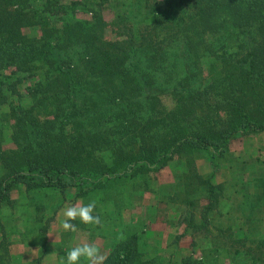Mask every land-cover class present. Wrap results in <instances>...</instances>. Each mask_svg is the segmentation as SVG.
Returning a JSON list of instances; mask_svg holds the SVG:
<instances>
[{"label":"trees","instance_id":"1","mask_svg":"<svg viewBox=\"0 0 264 264\" xmlns=\"http://www.w3.org/2000/svg\"><path fill=\"white\" fill-rule=\"evenodd\" d=\"M53 4L0 0V213L6 206L12 212L0 218V246L33 230L44 239L52 218L29 210H55L69 188L109 194L130 178L148 189L153 174L175 161L182 174L157 192L168 201L160 203L184 204L185 232L175 242L188 233L192 250L179 259H143L136 224L104 264H256L264 255V233L253 238L256 213L264 214V168L256 177L216 182L215 172L199 174L195 163L209 156L220 168L237 135L264 131V0L66 4L89 12L87 20L50 18ZM107 8L115 10L110 22ZM34 26L38 34L23 32ZM21 85L32 101L22 102ZM164 94L174 100L171 109ZM6 139L13 148L3 147ZM249 185L254 194L244 192ZM51 194L57 205L43 203ZM20 199L19 218L13 209ZM224 199L231 200L223 212ZM232 245L234 254L243 251L236 258Z\"/></svg>","mask_w":264,"mask_h":264},{"label":"crops","instance_id":"2","mask_svg":"<svg viewBox=\"0 0 264 264\" xmlns=\"http://www.w3.org/2000/svg\"><path fill=\"white\" fill-rule=\"evenodd\" d=\"M195 166L197 172L202 175L215 172L214 180L216 182H228L231 179V168L227 162L223 163L220 168L214 169L210 157L204 156L196 160ZM182 172L183 168L177 162L171 161L155 172L153 186L148 189L138 186L139 179L135 185L128 178L117 180L114 183V188L109 190V194L107 191L102 193L93 190L85 196L76 194L77 190L74 187L69 188L64 201L59 206L56 204L57 199L54 200L52 194L49 197L50 202L45 201L48 197H44L43 203L57 205V208L54 210L50 207L49 210L36 212L34 207H31L29 211L44 215L45 219L52 218L48 223L45 238L43 239L41 233L36 230L26 234V238L18 235H13L12 238L6 236L9 244L6 247L0 246V264H36L37 261L39 264H64L66 253L72 247L83 243L97 244L100 253L106 256L111 246L125 238L130 231L137 227L136 224L142 225L139 238L140 251L143 253L141 258L146 256L145 251L147 252V250L165 253L168 249H172L177 252L176 255L188 254L192 250L190 245L192 238L188 233L183 234L175 242V237L185 232L184 224L179 222L184 204L177 201L160 203L168 201L157 192L158 187L175 182ZM244 189L245 193H255L254 185H249ZM237 196L239 197V194ZM101 197H105V199L102 200ZM230 200L224 199L219 209H222L223 212L229 209ZM91 201L96 202L93 214L100 216L101 224L92 226L75 221L73 223L77 225V231H64L61 227L64 219L63 209L77 202L88 204ZM0 217L4 219L3 216ZM236 226L239 228L237 230L239 233L245 231L243 221L238 220ZM2 238L3 235L0 233V241ZM153 255L149 254L148 258ZM81 264H87V262L82 258Z\"/></svg>","mask_w":264,"mask_h":264},{"label":"rangeland","instance_id":"3","mask_svg":"<svg viewBox=\"0 0 264 264\" xmlns=\"http://www.w3.org/2000/svg\"><path fill=\"white\" fill-rule=\"evenodd\" d=\"M69 1L71 0H59L58 5L56 6L55 4V0H53L54 4L52 5V7H55L52 11L47 12V15L50 16V18L54 17L57 18L55 16H58V14H61V16L65 19L67 18H75V19H81V20H87L90 19L91 15L89 12H82V11H75V9H72L71 7H66V4L69 3ZM58 10V11H56ZM76 10H78V8H76ZM73 11H75L73 13ZM114 12L115 10L113 8H107L106 10H104L102 12L104 18L106 21L110 22L113 17H114ZM23 32L28 34V35H34V34H38V28L36 26L34 27H25L23 28ZM107 37H112V34L110 32V29L107 30ZM9 70H3L1 71V73H8ZM25 86L26 85H21V93L22 95V102L24 103H28L30 101H32V98L29 96H26V91H25ZM12 98V97H11ZM161 99L164 103V105L166 106L167 109H171L174 106V100L171 97V95L169 94H164L161 96ZM16 100H18V97H16ZM3 109H5V106L3 105ZM1 111V110H0ZM10 127H8L6 125L5 127V132L6 134H9L10 132ZM3 147L4 148H13L14 145L13 143L6 139L3 142ZM230 154L229 157L227 159V163L230 165L231 168V178L233 180H236L237 178H240V176H244V177H248L252 178L253 176H258L260 171L262 170L263 166H264V131L258 133V134H248V135H237L235 139H233L230 143ZM153 173V172H151ZM154 176L155 173L153 174ZM230 181H232L230 179ZM153 186V183L150 185V188ZM255 192H256V187H255ZM39 195L40 194H35L32 195V198H35V201L40 200L39 199ZM11 196L13 198H17L18 197V192L17 190L13 189L11 191ZM51 196V195H50ZM49 196V197H50ZM49 197L47 199H45V201L50 202ZM18 209L15 208L13 209V212L16 214H18L17 217L20 218V215L23 211V202L20 199L18 202ZM168 211L165 210V214ZM171 211V210H170ZM21 212V213H20ZM31 212V211H29ZM12 213L11 209L8 208L7 206L2 208L0 216L5 217L6 215ZM30 214H34V213H30ZM257 214V218L260 219V227L257 226V229H255V232L253 233V238H255V236H259V230L260 232L264 233V214L262 211H259V213ZM1 218V217H0ZM1 221H4V219L1 218ZM174 222V220H173ZM17 224L18 226L21 225V219L17 220ZM234 246H231V250L228 252L230 256H234V258H236L237 256L241 255V253L243 251H240L238 255L234 254ZM237 247V246H235ZM177 252L174 253V250L172 249H168L167 251H165V253H160L157 251H153V250H147V252L145 251V255L143 256L144 258H147L149 256V254H154V255H158V257L161 258V260L163 261L164 259L166 260L168 258V256H173L174 259H179V257L181 255H183V253L176 255ZM198 254V253H197ZM258 257V256H257ZM231 258V257H230ZM234 258H232L234 260ZM239 259L241 260V256L239 257ZM228 261H231L230 259H228ZM227 260H225L224 262L227 264L228 262ZM264 255H261L260 259L258 262H256V264H264Z\"/></svg>","mask_w":264,"mask_h":264},{"label":"clouds","instance_id":"4","mask_svg":"<svg viewBox=\"0 0 264 264\" xmlns=\"http://www.w3.org/2000/svg\"><path fill=\"white\" fill-rule=\"evenodd\" d=\"M96 202L91 201L88 204L77 202L63 209L64 217L61 227L64 231H77V225L73 222L79 221L85 225L99 226L101 218L94 215ZM82 258L87 264H104L106 257L99 251V247L95 243H83L72 247L66 253V261L64 264H81Z\"/></svg>","mask_w":264,"mask_h":264}]
</instances>
